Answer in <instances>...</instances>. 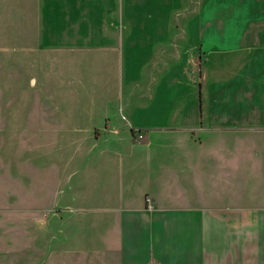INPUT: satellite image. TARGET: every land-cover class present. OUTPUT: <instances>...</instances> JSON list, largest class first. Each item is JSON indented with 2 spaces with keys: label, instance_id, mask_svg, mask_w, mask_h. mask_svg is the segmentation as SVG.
Segmentation results:
<instances>
[{
  "label": "crops",
  "instance_id": "0c3cea01",
  "mask_svg": "<svg viewBox=\"0 0 264 264\" xmlns=\"http://www.w3.org/2000/svg\"><path fill=\"white\" fill-rule=\"evenodd\" d=\"M180 1L185 36L198 32L187 46L203 48L207 7L217 11L218 0H166L152 12L168 15L167 23L152 16L155 22L133 26L155 31L152 38L145 33L142 45L155 50L143 47L135 56L148 63L129 102L117 105L111 100L117 93L107 89L95 97L85 88L76 97L70 71L57 67V102L48 119L47 0H0V63L24 81L15 88L8 77L2 93L19 94L20 101L0 107V264H264V70L249 72L252 91L231 105L230 119L219 122L218 104L200 101L196 87L169 102L176 84L166 81L175 73L172 16ZM126 6L121 0L110 8L125 23L106 25L103 39L123 48L122 61ZM222 9L232 30L264 49V0H228ZM66 34L63 48L94 41ZM196 50L188 62L197 73ZM62 53L58 61L73 58L68 49ZM256 78L263 91L257 103ZM51 158L56 168L48 173Z\"/></svg>",
  "mask_w": 264,
  "mask_h": 264
},
{
  "label": "rangeland",
  "instance_id": "374dc122",
  "mask_svg": "<svg viewBox=\"0 0 264 264\" xmlns=\"http://www.w3.org/2000/svg\"><path fill=\"white\" fill-rule=\"evenodd\" d=\"M227 1L218 0L217 11L207 7L204 37L202 38L205 41L203 48L187 46L186 38L193 42L195 41L194 35L197 36L198 32L191 31L188 32V37L185 36L187 32L184 31L182 26H184L188 16L185 12L183 13L184 4L181 1L180 3L176 2V11L172 16L176 44L174 49L176 56L175 73L166 80L176 82L173 88L168 90L169 102L179 101L181 95H189L196 87L200 101L207 104H218L219 122L223 119H230L231 105L245 101L247 91H252L248 85L250 81L247 78L249 72L253 71L257 76L258 71L264 70L263 47L254 48L249 46L246 38L241 37V34L245 31L231 29L234 24H232L230 16L224 14L226 12L222 9ZM119 2L121 0H47L48 78L45 97L48 103V119L53 118L52 104L57 102L55 94L57 67L60 69L66 66L65 68L70 71L66 80L68 84H71L69 89L79 98L83 97L81 94L85 88L94 92L95 97H98L100 92L107 89L117 93V95L111 96V100L117 105H123L129 102L127 93H134L135 90H138L137 87L141 85L142 81L137 76L143 70L142 65L148 62L138 59L139 57L136 60L135 56L144 52L143 47L148 50H155L151 46H142L145 42L143 39H147L144 37L145 33L152 38L155 31H141L134 29L133 26L138 23L155 22V18L156 20L163 19L162 21L167 23L168 15H159L158 12H152L159 6L165 7L164 2L166 0H127L126 23L128 29L125 31L127 46L124 47L123 61L121 59L123 48L116 45L105 46L103 41L106 25L111 23L114 26L115 24L125 23L124 18L118 13H108L110 8H117ZM208 2L211 5L214 0H208ZM14 10L16 11V8ZM18 16L15 13V22H19ZM152 16L154 19L149 20ZM189 20H193V17ZM87 25L90 30H86ZM75 28H78L76 32L73 31ZM15 32L16 35L21 33L20 30ZM74 33H78L84 38L88 37L87 34H89L94 41L89 42L90 46L84 48L79 46L63 48V46H60L65 34L73 37ZM242 39L244 43H242ZM79 43L83 44L82 42ZM163 47L164 49L167 48L166 46ZM66 49L70 50V55L73 58L58 61L56 57H60ZM162 49L159 48V50ZM194 49H197L199 57V61L197 60V73L193 72L194 67H191L188 62L189 53ZM85 50H88L87 54H85ZM169 50H171V47ZM2 54H6V51ZM158 57L160 60V55ZM254 58L255 60L252 62ZM200 68L203 69L205 75L203 84ZM160 70L162 69L158 68L157 71L160 72ZM9 71L10 73L7 74V69H4L0 63V107L7 101L13 103L20 101L19 94L6 95L2 93L7 86L8 77L15 76V79L12 77L10 79V85L15 86V88L21 87L24 83L22 79L18 78L20 73L17 69L12 68ZM162 81L163 79H159L157 85H161ZM254 81L255 102H262L261 95L263 91H258L256 84L259 80L256 78ZM152 86V82L148 81V87L152 88ZM153 88L157 90V86ZM202 91L204 95H202ZM163 92L161 88H158L157 93L160 96ZM123 93L124 96L122 97ZM116 97H118V100H116ZM33 101L31 98V102ZM1 120L0 115V152L5 146V128L2 126ZM48 123H50L48 130H53L55 127L53 119L48 120ZM49 146L48 143V149ZM21 151L22 142L16 141L14 144L16 157ZM56 161L54 158L48 159V173L50 169L55 170ZM51 163L53 165H50Z\"/></svg>",
  "mask_w": 264,
  "mask_h": 264
},
{
  "label": "built area",
  "instance_id": "2783aa9c",
  "mask_svg": "<svg viewBox=\"0 0 264 264\" xmlns=\"http://www.w3.org/2000/svg\"><path fill=\"white\" fill-rule=\"evenodd\" d=\"M152 264H158V263H156V262H153Z\"/></svg>",
  "mask_w": 264,
  "mask_h": 264
},
{
  "label": "bare ground",
  "instance_id": "6f19581e",
  "mask_svg": "<svg viewBox=\"0 0 264 264\" xmlns=\"http://www.w3.org/2000/svg\"><path fill=\"white\" fill-rule=\"evenodd\" d=\"M243 69V68H242ZM245 75V74H244Z\"/></svg>",
  "mask_w": 264,
  "mask_h": 264
}]
</instances>
